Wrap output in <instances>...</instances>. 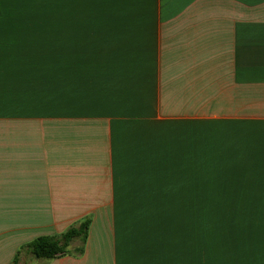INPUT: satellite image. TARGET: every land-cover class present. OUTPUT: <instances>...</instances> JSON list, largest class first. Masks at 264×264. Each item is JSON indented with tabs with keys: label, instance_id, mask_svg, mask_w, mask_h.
Instances as JSON below:
<instances>
[{
	"label": "crops",
	"instance_id": "obj_1",
	"mask_svg": "<svg viewBox=\"0 0 264 264\" xmlns=\"http://www.w3.org/2000/svg\"><path fill=\"white\" fill-rule=\"evenodd\" d=\"M211 205L264 264V0H0V264H206Z\"/></svg>",
	"mask_w": 264,
	"mask_h": 264
},
{
	"label": "rangeland",
	"instance_id": "obj_2",
	"mask_svg": "<svg viewBox=\"0 0 264 264\" xmlns=\"http://www.w3.org/2000/svg\"><path fill=\"white\" fill-rule=\"evenodd\" d=\"M216 175H206L207 193L214 191ZM211 201H207V204ZM221 220H230V213L214 212L207 206L205 212V253L206 264H233L231 254L237 255L238 264H246L245 230L223 225ZM228 222H225V224ZM257 264V263H255Z\"/></svg>",
	"mask_w": 264,
	"mask_h": 264
},
{
	"label": "trees",
	"instance_id": "obj_3",
	"mask_svg": "<svg viewBox=\"0 0 264 264\" xmlns=\"http://www.w3.org/2000/svg\"><path fill=\"white\" fill-rule=\"evenodd\" d=\"M89 228V221L82 222L79 227L70 228L65 233L59 236H42L35 239L33 242L25 246L23 249L35 259H54L68 254H79L83 252V248L70 250L71 243L81 238L85 243ZM13 264H18V260H14Z\"/></svg>",
	"mask_w": 264,
	"mask_h": 264
}]
</instances>
